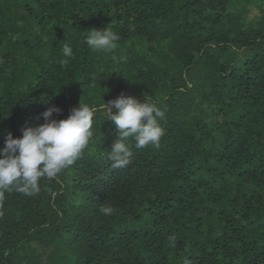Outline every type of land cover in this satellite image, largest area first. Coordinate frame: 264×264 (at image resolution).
Segmentation results:
<instances>
[{"label": "trees", "instance_id": "1", "mask_svg": "<svg viewBox=\"0 0 264 264\" xmlns=\"http://www.w3.org/2000/svg\"><path fill=\"white\" fill-rule=\"evenodd\" d=\"M121 93L164 111L160 146L113 168L99 112L72 166L0 198V264H264V0H0V155L51 105Z\"/></svg>", "mask_w": 264, "mask_h": 264}, {"label": "clouds", "instance_id": "2", "mask_svg": "<svg viewBox=\"0 0 264 264\" xmlns=\"http://www.w3.org/2000/svg\"><path fill=\"white\" fill-rule=\"evenodd\" d=\"M120 35L109 26L90 29L84 34L83 42L94 52H113L120 41ZM64 58L73 56V48L68 43L61 45ZM117 61L116 56H112ZM61 59L60 63H66ZM56 105L48 107L41 115L44 122L29 124L22 130V136L14 138L8 132L5 146L0 155V198L13 190L25 195L40 191L42 178L52 179L62 170L72 166L89 147L93 137V119L103 112L118 133V139L110 148L107 159L113 168L127 167L133 157L130 140L136 148L159 147L164 129L160 121L164 111L157 106L150 95L141 102L135 95L121 93L117 98L100 104L84 103L80 100L64 119L54 118L60 113ZM99 211L109 216L115 209L101 205Z\"/></svg>", "mask_w": 264, "mask_h": 264}]
</instances>
